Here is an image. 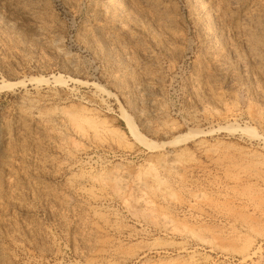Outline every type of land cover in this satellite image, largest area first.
Here are the masks:
<instances>
[{
	"label": "rangeland",
	"instance_id": "obj_1",
	"mask_svg": "<svg viewBox=\"0 0 264 264\" xmlns=\"http://www.w3.org/2000/svg\"><path fill=\"white\" fill-rule=\"evenodd\" d=\"M0 264H264V0H0Z\"/></svg>",
	"mask_w": 264,
	"mask_h": 264
},
{
	"label": "bare ground",
	"instance_id": "obj_2",
	"mask_svg": "<svg viewBox=\"0 0 264 264\" xmlns=\"http://www.w3.org/2000/svg\"><path fill=\"white\" fill-rule=\"evenodd\" d=\"M247 41H249V39ZM51 117L53 119V118H58L59 116L57 113L53 112L51 113ZM160 166H162L165 170H170L171 168V166L167 162H164V161L160 162ZM121 169L122 168L117 165L116 167H114L112 170L108 172H98V173H93L91 171L88 172L86 176L81 180L82 185H83L82 189L84 190L85 193H88L89 196L98 197L100 188L104 187L106 184L116 183V181H119V180L120 181L126 180L128 175L122 172ZM85 184L89 185L90 187L89 188L85 187ZM143 185L144 184L142 183L141 178L136 177L134 180V187L138 190H141ZM154 207H155L154 205H149L148 202L145 203V209L150 214L154 213ZM154 218H158L160 220L166 232L171 233L172 231H174L173 219L168 217L166 214H161V215H158L157 217L154 216Z\"/></svg>",
	"mask_w": 264,
	"mask_h": 264
}]
</instances>
